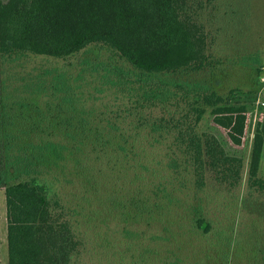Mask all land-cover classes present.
Wrapping results in <instances>:
<instances>
[{
  "label": "trees",
  "instance_id": "16d2710c",
  "mask_svg": "<svg viewBox=\"0 0 264 264\" xmlns=\"http://www.w3.org/2000/svg\"><path fill=\"white\" fill-rule=\"evenodd\" d=\"M205 8V0H0V188L5 191L9 264H75L82 240L68 211L51 195L45 180L51 172L64 170L65 174L72 165L76 177L90 183L87 150L92 148L98 156L110 147L108 156L134 171L135 178L141 177L138 181L148 171L144 154L134 152V139L133 143L122 136L117 139L116 125L93 120V111L80 103L65 74L56 73L49 88L45 82L11 87L8 71L29 56L67 59L95 44L111 49L138 71L136 80L146 103L186 102L187 118L192 120L182 131L197 190L204 187L207 171L222 182L239 181L242 159L231 156L213 134H200L197 127L209 113L239 144L251 104L264 85V68L257 55L244 57L241 65L250 66L253 89L220 91V76L213 72L201 20ZM83 66L85 71L101 73L104 83L113 87L129 79L120 66L89 58ZM209 68L204 79L192 77ZM30 86L29 95H20L19 90ZM57 93L61 96L56 102L40 103L43 95L51 99ZM260 158L259 152H253L249 186L264 192V178L258 176ZM153 194L162 197L153 207L150 195L126 194L140 218L154 219V211L163 213L175 201L162 189ZM196 205L183 219L202 237L217 231L218 244L230 236V249L234 226L230 232L214 229L203 206ZM257 232L249 251L244 241L239 264H264V226Z\"/></svg>",
  "mask_w": 264,
  "mask_h": 264
},
{
  "label": "rangeland",
  "instance_id": "374dc122",
  "mask_svg": "<svg viewBox=\"0 0 264 264\" xmlns=\"http://www.w3.org/2000/svg\"><path fill=\"white\" fill-rule=\"evenodd\" d=\"M205 3L201 20L208 35L213 72L220 76V91L253 89L251 68L241 65V61L257 55L264 68V0ZM86 58L122 67L129 73L128 82L117 87L107 85L101 73L85 71ZM12 66L8 77L14 88L42 82L49 88L56 73L65 74L67 85L80 103L91 114L93 111L91 118L102 125H116L113 135L132 143L134 139V152L145 156L143 165L148 171L141 181L129 167L122 168L124 165L108 156L111 147L100 150L98 156L92 148L86 149L85 168L91 171L90 183L78 179L72 165H68L65 174L64 170L54 171L45 179L52 197L68 211L82 240L75 264H239L244 241L247 240L249 251L258 237L257 231L264 226V192L249 186L248 175L253 152L257 151L261 154L258 176L264 178V85L251 104L246 133L239 144L233 143L228 131L217 125L209 113L199 122L197 131L216 136L231 156L242 159L243 168L234 185L205 172V185L198 191L193 168L187 164L182 131L192 120L187 118L186 102L172 99L163 104L154 100L146 103L136 80L138 71L111 49L95 44L67 59L29 56L21 65ZM209 70L192 77L204 79ZM31 88L19 90L20 95H29ZM46 96L39 99L40 103L56 102L61 95L52 94L51 99ZM133 181L136 184L130 185ZM157 189L164 190L175 201L163 213L154 211V219L140 218L126 194L150 195L149 206L153 207L162 198L153 194ZM197 203L205 209L214 229L230 232L234 226V244L230 249V236L218 244L219 237L214 235L217 231L202 237L189 226L188 219H183L189 217L191 207ZM169 220L173 222L169 224ZM229 254L227 263L225 257ZM0 264H9L4 188H0Z\"/></svg>",
  "mask_w": 264,
  "mask_h": 264
},
{
  "label": "built area",
  "instance_id": "2783aa9c",
  "mask_svg": "<svg viewBox=\"0 0 264 264\" xmlns=\"http://www.w3.org/2000/svg\"><path fill=\"white\" fill-rule=\"evenodd\" d=\"M263 80H264V78H263Z\"/></svg>",
  "mask_w": 264,
  "mask_h": 264
}]
</instances>
